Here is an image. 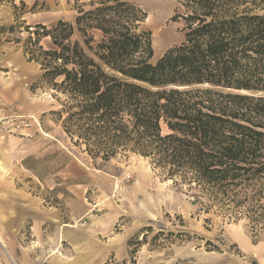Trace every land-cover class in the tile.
I'll list each match as a JSON object with an SVG mask.
<instances>
[{"label": "trees", "instance_id": "16d2710c", "mask_svg": "<svg viewBox=\"0 0 264 264\" xmlns=\"http://www.w3.org/2000/svg\"><path fill=\"white\" fill-rule=\"evenodd\" d=\"M179 2L172 19L183 23V39L155 62L152 31L142 26L147 13L135 0H90L71 21L25 25L15 42L39 66L36 84L52 89V113L74 145L93 160L139 154L200 209L244 217L258 235L264 0Z\"/></svg>", "mask_w": 264, "mask_h": 264}, {"label": "rangeland", "instance_id": "374dc122", "mask_svg": "<svg viewBox=\"0 0 264 264\" xmlns=\"http://www.w3.org/2000/svg\"><path fill=\"white\" fill-rule=\"evenodd\" d=\"M89 1L0 0V263H79L81 253L66 256L71 244L63 237L78 232L108 243L95 264H264V232L254 235L246 218L200 209L139 154L93 160L63 131L52 89L36 84L39 66L15 38L25 36V25L71 21ZM135 2L147 13L142 26L152 31L155 62L183 39V23L172 19L182 6ZM144 233L147 242L137 245Z\"/></svg>", "mask_w": 264, "mask_h": 264}, {"label": "crops", "instance_id": "0c3cea01", "mask_svg": "<svg viewBox=\"0 0 264 264\" xmlns=\"http://www.w3.org/2000/svg\"><path fill=\"white\" fill-rule=\"evenodd\" d=\"M103 233H106V230H103ZM102 233V232H99ZM63 237H68L71 247L70 254L66 255L72 257L77 253H81L83 259L81 262L76 264H95L98 261H101L105 257L106 250L108 249L107 244H102L94 241L92 238L85 236L82 233H64ZM2 241V238L0 237ZM58 241L60 242L59 238ZM58 242V243H59ZM58 246V245H57Z\"/></svg>", "mask_w": 264, "mask_h": 264}, {"label": "bare ground", "instance_id": "6f19581e", "mask_svg": "<svg viewBox=\"0 0 264 264\" xmlns=\"http://www.w3.org/2000/svg\"><path fill=\"white\" fill-rule=\"evenodd\" d=\"M135 156H138V155H135ZM139 158H141L142 160H144V158H142L141 156H138ZM69 227H74L76 226V224H67ZM70 259V258H69ZM73 259V258H72ZM71 259V260H72ZM69 261V260H68Z\"/></svg>", "mask_w": 264, "mask_h": 264}]
</instances>
